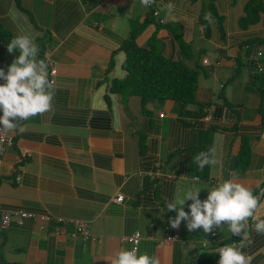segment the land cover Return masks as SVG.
<instances>
[{
  "label": "crops",
  "instance_id": "obj_1",
  "mask_svg": "<svg viewBox=\"0 0 264 264\" xmlns=\"http://www.w3.org/2000/svg\"><path fill=\"white\" fill-rule=\"evenodd\" d=\"M208 1L154 0V16L141 0H0V30L11 38L21 29L34 33L39 58L56 70L49 74L52 110L17 122L0 166V212L22 209L51 220L13 219L0 228V264H111L136 232L138 253L161 264H219L216 249L241 242L227 225L209 234L189 231L184 221L173 228L177 213L161 209L190 188L202 189L203 200L227 179L258 197L256 215L264 219V101L246 89L249 72L264 60V0L250 23L246 8L257 0H214L220 19L209 21L205 37L200 18ZM138 28V47L196 69L193 103L157 99L143 111L139 97L113 89L127 75L120 46ZM6 41L0 36L5 71L19 54L9 53ZM244 144L248 165L236 171ZM74 221L86 224V238L71 235ZM256 222L249 221L242 251L251 264H264Z\"/></svg>",
  "mask_w": 264,
  "mask_h": 264
},
{
  "label": "clouds",
  "instance_id": "obj_2",
  "mask_svg": "<svg viewBox=\"0 0 264 264\" xmlns=\"http://www.w3.org/2000/svg\"><path fill=\"white\" fill-rule=\"evenodd\" d=\"M154 0H141L147 7ZM171 10L174 6L169 4ZM169 19L175 16L169 12ZM15 20V16L13 17ZM9 53H19L7 67L0 68V127L9 131H17V122L37 115L50 112L53 108L55 89L49 79V64L39 58V45L34 33L21 29L8 42ZM20 132L23 128L19 129ZM200 166L208 163L205 158H198ZM202 189H188L180 198L167 201L162 212L175 211L177 214L170 219L173 228H179L182 221L186 222L189 231L202 229L205 234L214 229L228 231L240 237V244H229L216 249L219 253V264H251L253 257L242 251L243 242L249 238V221L256 220L254 225L258 234L264 235V219L257 218L261 207L258 197L245 185L232 179L224 180L210 190L205 199L200 198ZM190 211L185 210L186 202ZM111 264H161L157 256L147 253L139 254L138 249H121Z\"/></svg>",
  "mask_w": 264,
  "mask_h": 264
},
{
  "label": "trees",
  "instance_id": "obj_3",
  "mask_svg": "<svg viewBox=\"0 0 264 264\" xmlns=\"http://www.w3.org/2000/svg\"><path fill=\"white\" fill-rule=\"evenodd\" d=\"M157 1V0H155ZM259 0L251 2L247 5V15L244 18L245 23L254 22L259 17L261 7ZM154 2L150 6L151 15H153ZM220 16L216 13L214 0H209L203 14L200 18L204 35H208L209 21H219ZM1 31V30H0ZM140 29L132 31L124 40L120 48L125 52L126 59L124 61V69L127 72L126 77L121 81H115L113 89L121 93L125 97L137 96L140 99L141 108L146 111L147 103L157 99H170L180 101L184 104H190L195 101V91L197 85V71L187 67L180 60L164 57L154 50L138 47L135 44L136 35ZM6 41V45L11 40L9 34L1 31ZM183 50L188 51L186 44L180 43ZM8 67V66H7ZM240 64L236 66L239 71ZM235 71V72H236ZM234 72V75L237 73ZM250 77L247 82L246 89L255 93L261 102L264 101V60L261 63V69L249 72ZM261 105L258 109L261 112ZM249 160V152L244 144L237 156L235 165L236 171H243ZM233 239H239L232 235Z\"/></svg>",
  "mask_w": 264,
  "mask_h": 264
},
{
  "label": "built area",
  "instance_id": "obj_4",
  "mask_svg": "<svg viewBox=\"0 0 264 264\" xmlns=\"http://www.w3.org/2000/svg\"><path fill=\"white\" fill-rule=\"evenodd\" d=\"M151 4L148 6L150 7ZM158 5L153 6V15L157 16L158 15ZM159 22L161 23L162 20H159ZM258 57H260L262 54L261 52H258ZM204 62H206V60H204ZM255 69L256 70H260L261 69V64L260 63H256L255 65ZM56 70L55 68L50 65L49 66V74L52 77L55 74ZM51 82H53L52 78L50 79ZM2 114V113H0ZM160 116L162 117L163 114H160ZM14 143V137L12 132H9L5 129H3L2 127H0V166L2 164V160L4 158V155L6 153V150L8 147L12 146ZM123 200V195L119 194L114 198V201L119 203ZM15 219L16 222L18 224L22 223L24 220H32L35 222H38L40 224L42 223H46L49 220H51V216L48 214H41V215H37L36 213L33 212H29V211H25L22 209H15V210H1L0 212V228L5 229L7 228L11 221ZM58 222H62L61 218H57ZM74 226H75V230L73 233H71L72 236H76L78 234H80L81 236H83L84 238H86L89 234L87 231V226L84 222H78V221H74ZM125 239L128 240V242L130 243V247L129 250L132 249L133 247H135L136 249L139 248V244H140V240H141V235L136 232L131 236L126 237ZM174 239L173 236L167 237V240H172Z\"/></svg>",
  "mask_w": 264,
  "mask_h": 264
},
{
  "label": "rangeland",
  "instance_id": "obj_5",
  "mask_svg": "<svg viewBox=\"0 0 264 264\" xmlns=\"http://www.w3.org/2000/svg\"><path fill=\"white\" fill-rule=\"evenodd\" d=\"M217 86V85H216Z\"/></svg>",
  "mask_w": 264,
  "mask_h": 264
},
{
  "label": "water",
  "instance_id": "obj_6",
  "mask_svg": "<svg viewBox=\"0 0 264 264\" xmlns=\"http://www.w3.org/2000/svg\"><path fill=\"white\" fill-rule=\"evenodd\" d=\"M241 243V242H240Z\"/></svg>",
  "mask_w": 264,
  "mask_h": 264
}]
</instances>
